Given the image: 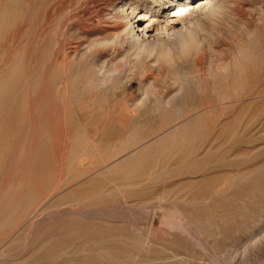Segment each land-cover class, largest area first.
<instances>
[{
	"label": "bare ground",
	"instance_id": "bare-ground-1",
	"mask_svg": "<svg viewBox=\"0 0 264 264\" xmlns=\"http://www.w3.org/2000/svg\"><path fill=\"white\" fill-rule=\"evenodd\" d=\"M111 1L106 5L109 0H93L73 9L69 26L71 23V26L81 27L82 33H92L95 37L88 51L90 57L80 59L78 64L74 65L70 58H77L82 44L69 43L72 36L69 33L66 35L65 30L58 36L54 33L57 30L53 32L47 56L43 58L48 61L47 82L43 77L47 83L43 101L50 107L60 108L54 110L58 116L54 119L57 127L54 126L59 130L63 128L64 122L77 116L85 119L88 115L86 108L91 109L88 110L91 115L97 106L126 101L136 106L156 104L155 112L160 123L157 128L145 133V136L142 129L134 128L122 145L104 149L87 134L79 132L81 124L73 126L76 127L73 135H64L63 131L59 132L60 135L48 137V134L42 135V132L41 135L30 132L36 128L37 123L32 126L34 121L31 122L29 117L30 131H26L30 134H15L16 137L3 135L6 131L3 134L0 132V164L1 157L4 159L2 152L5 143L8 139L13 141L4 159L5 166H8L5 174L8 182L0 183V264H47L50 261H56L57 264H79L85 255L91 260L99 259L101 251L105 253L106 259H110L117 251L110 243L115 241L113 227L118 219H112L110 215L100 216L95 206L86 210L87 203L83 197L87 198V195L92 196L98 191L92 186L93 190L85 186L97 178H105L110 182L159 181L162 177H175L190 170L194 164L190 155L196 147V141L211 130L205 109L199 108L208 105L212 98L222 104L240 98L245 90L262 83L264 41L260 35L255 34L253 38L233 36L232 50L227 59L222 58L216 48V38L223 31L231 32L227 23L228 0ZM77 38L75 36L74 39ZM93 50L99 53H92ZM38 58H42V53L38 54ZM41 60L38 62L36 59V62L40 64ZM19 61L16 67L3 73L0 78V112L3 102L10 100L8 96L16 90L7 96L9 88L14 89L18 83ZM134 82L137 93L127 94ZM169 90V95L164 96L163 93ZM15 98L11 95V99ZM162 106L166 107L162 109ZM35 111L31 108L29 116ZM6 115L0 116V130ZM1 117H5L4 121ZM157 132H160L157 137L144 142ZM49 138L54 140V143L51 141L53 145H50ZM50 146H56V150ZM130 149L133 151L128 152ZM51 150H55V158H51ZM26 151L28 158V155L25 157ZM171 161L179 166L177 172L164 173L165 165ZM105 163V167L99 170V166ZM53 170L58 171L57 175L54 171L56 176L53 177L60 178L56 183H52L54 179L50 178L54 174ZM2 174L3 168L0 166V181ZM91 174L97 175L88 180L87 184L84 183L86 181L82 182L83 179L91 178ZM91 183L93 185L94 182ZM63 188H75L72 192L78 196L73 200L77 201L74 202L77 207L65 205V208L48 212L52 207L61 206L58 204L51 207L52 203L48 205V202L52 195L61 192ZM91 199L89 202L93 203ZM84 218L89 219L87 225L82 224ZM86 233L89 237L85 239ZM70 237L74 238L73 241H68ZM165 240H169L168 237ZM70 242L80 244L81 247L90 245V248L75 253L73 251V260H70L71 256L65 259L63 254L67 251L63 253V248H68Z\"/></svg>",
	"mask_w": 264,
	"mask_h": 264
},
{
	"label": "rangeland",
	"instance_id": "rangeland-1",
	"mask_svg": "<svg viewBox=\"0 0 264 264\" xmlns=\"http://www.w3.org/2000/svg\"><path fill=\"white\" fill-rule=\"evenodd\" d=\"M90 1L93 0H0V78L3 73L6 74L16 67L19 60L21 61L17 73L18 83L14 89L9 88L7 96L9 92L16 90L8 96L10 100L1 105L3 107L0 116L7 114L6 118L1 117L2 121L5 118L1 123V134L3 131H6L3 135L30 134L27 132L30 131L29 117L31 122L34 121L31 123L32 126L35 123L37 126L41 124L44 126H39L41 130L36 126L30 132L33 131L32 133L36 135H41L42 132V135L48 134V137L60 135L63 131L64 135H73L76 128L73 126L81 124L79 132L87 134L104 149L122 145L134 128L142 129L145 136L150 130L158 127L160 118L155 112L156 104L136 106L126 101L97 106L94 108L95 113L91 115L88 113L91 109L86 108L88 115L85 119L77 116L64 122L65 127L63 126L62 131L56 128L54 119L58 116L54 110L60 108L50 107L43 101V96L46 95L44 93H47L48 74V61L44 59L54 33L58 36L64 30L67 32L66 35L69 33V36H72L68 40L69 43L82 44L77 58H70V61L72 60L75 65L83 58L90 57L88 51L95 41L93 34H84L83 28L71 26V23L72 29L69 26V22H72L73 9ZM111 2L109 0L106 5ZM227 6L229 12L227 23L231 32L223 31L216 38L215 44L221 57L226 59L229 58L232 50L233 36L253 38L258 34L264 41V0H228ZM56 30L57 33L54 32ZM75 36L78 38L74 39ZM94 52L93 50L92 53ZM40 53L42 60L38 58ZM95 53L98 54L99 51L96 50ZM36 59L38 62L41 60V63L38 64ZM135 93H137V85L134 82L127 94ZM165 93L163 95L168 96L170 90ZM11 95L16 98L11 99ZM213 100L212 98L208 105L199 108L205 109V117L211 122V130L202 139L196 141V147L190 155L194 166L192 165L190 170L174 175L175 177L164 179L162 177L159 181L150 180L142 183L126 180H117L115 183L105 178L91 180L97 174L94 176L91 174V178L83 179L82 182L86 181L84 182L86 184L91 180L90 184L85 186L86 189L93 187L98 191L92 196L87 195V198L90 197L89 199L92 198L91 200L98 203L89 202L86 196L83 197L87 203L85 209H92V206H95L94 209L98 210L100 216L110 215L112 216L110 218L118 219L113 227L115 241L110 243L117 248V253L106 259L105 253L101 251L100 258L96 260L88 259L85 255L84 260L79 264H91L93 261V264H264V74L262 83L245 90L240 98H234L223 104ZM7 106L10 107V112ZM30 107L36 111L29 116ZM164 107L166 106H162V109ZM72 109L76 110V108ZM158 133L160 132L152 134L144 142L148 139L153 140ZM8 140L2 152L4 159L13 143L12 140ZM51 141L54 143V140L49 138L50 145H53ZM50 147L56 150V146ZM55 150H51L50 154L53 156L51 158L56 157ZM131 151L133 149L128 152ZM26 152H24L25 157L28 155ZM4 159L1 157L0 166L3 168L1 181H3L0 183L6 184L8 176L5 174L8 172V166H5ZM105 165L106 163L98 169L101 170ZM178 168L176 163L168 162L164 173L169 171L168 173L174 174ZM54 171L57 175L58 171ZM55 172L50 177L54 182L50 179V182H47L56 183L60 179L53 177L56 176ZM91 182L96 184L92 185ZM63 189V193L59 191L56 195H52L48 202V205L52 203L51 207L58 204L61 206L52 207L48 212L65 208V205L77 207L74 203L77 201L73 200L78 196L72 192L75 188ZM83 220L82 224L87 225L89 219ZM84 236L85 239L89 237L87 233ZM167 237L169 240H165ZM73 239L70 237L68 241ZM89 246L81 247L80 244L74 245L70 242L69 249L67 246L63 248V253L65 250L69 252H65L63 257L67 259L71 256L70 260H73V253L81 249L88 250ZM25 254L26 252L23 255ZM55 263L57 264L56 261H50L47 264Z\"/></svg>",
	"mask_w": 264,
	"mask_h": 264
}]
</instances>
